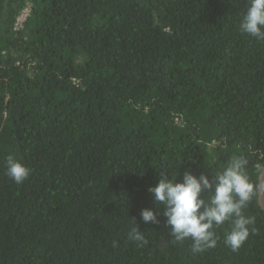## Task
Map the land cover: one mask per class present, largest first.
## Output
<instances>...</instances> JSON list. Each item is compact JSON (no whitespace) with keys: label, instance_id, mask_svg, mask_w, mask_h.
Masks as SVG:
<instances>
[{"label":"trees","instance_id":"trees-1","mask_svg":"<svg viewBox=\"0 0 264 264\" xmlns=\"http://www.w3.org/2000/svg\"><path fill=\"white\" fill-rule=\"evenodd\" d=\"M248 2L0 0V264H264V41L239 31ZM8 155L31 169L23 184ZM234 158L256 188L239 250L229 222L202 252L162 212L143 222L161 172ZM131 218L147 243L128 239Z\"/></svg>","mask_w":264,"mask_h":264},{"label":"clouds","instance_id":"clouds-1","mask_svg":"<svg viewBox=\"0 0 264 264\" xmlns=\"http://www.w3.org/2000/svg\"><path fill=\"white\" fill-rule=\"evenodd\" d=\"M27 12L25 10L21 16L26 17ZM239 31L264 41V0H249ZM246 163L234 158L223 171L199 176L190 170L185 171L179 182L177 177L181 174L169 178L161 172L158 183L149 188L156 209H143V222L159 224L158 213L162 212L169 234L175 241L191 239L194 252L214 248L217 244L215 229L229 222L231 230L224 242L233 251L239 250L248 240L250 226L254 223L253 217L244 215V209L256 193L245 171ZM5 165V174L16 184H23L28 179L31 169L15 155H8ZM131 219L133 226L128 239L147 243L144 231L140 230L135 218Z\"/></svg>","mask_w":264,"mask_h":264},{"label":"water","instance_id":"water-1","mask_svg":"<svg viewBox=\"0 0 264 264\" xmlns=\"http://www.w3.org/2000/svg\"><path fill=\"white\" fill-rule=\"evenodd\" d=\"M258 201L260 207L264 210V166L259 176Z\"/></svg>","mask_w":264,"mask_h":264},{"label":"built area","instance_id":"built-area-1","mask_svg":"<svg viewBox=\"0 0 264 264\" xmlns=\"http://www.w3.org/2000/svg\"><path fill=\"white\" fill-rule=\"evenodd\" d=\"M24 18H25V15H23V16H21L20 18H19V22H22L23 20H24ZM20 24V23H19ZM18 24V25H19Z\"/></svg>","mask_w":264,"mask_h":264}]
</instances>
